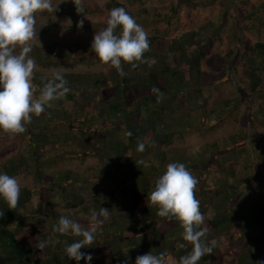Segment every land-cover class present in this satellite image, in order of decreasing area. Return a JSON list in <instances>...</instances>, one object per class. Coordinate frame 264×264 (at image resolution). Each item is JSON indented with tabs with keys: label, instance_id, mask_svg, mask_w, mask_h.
<instances>
[{
	"label": "trees",
	"instance_id": "16d2710c",
	"mask_svg": "<svg viewBox=\"0 0 264 264\" xmlns=\"http://www.w3.org/2000/svg\"><path fill=\"white\" fill-rule=\"evenodd\" d=\"M172 1L178 4L181 0ZM236 5L242 10L240 2L236 1ZM109 6L123 8V5L116 0L112 1ZM192 10L193 6H188V11L192 12ZM89 29L93 30L92 27ZM149 42L150 52H146L144 57L148 63L140 64L136 68L124 64L123 69L127 73L124 77L118 76L116 70V74H64L70 88L69 93L64 97L69 101H74L83 95L90 97L88 93L93 91L101 96L99 102L106 105L104 112L100 115L91 105L90 99L83 102V106L88 107L89 115H92L82 117L81 121L62 107L57 109L46 107L39 117L33 116L31 123L26 125L25 133L9 139L4 137L0 141L1 156L23 145L24 142L32 146L30 158L16 155L2 165L3 173L10 176L17 177L28 172L35 175L39 182L60 186L62 183L75 181L72 172L67 171L60 179L54 176L48 177L42 171L44 165L57 167L60 161L66 163L77 156L94 155L102 167L100 166L97 170L99 174H94L92 178H100L113 191H120L124 186L130 188L129 193L123 194L129 200L125 204L119 201L110 202L109 197L91 200L87 203L81 195L71 194L63 197L61 195V199H64L73 210L79 209L78 212L82 214L81 218L68 217L82 226L87 227L88 217L93 211L98 212L100 208L109 209L112 215L109 222H104L102 217L100 218L103 223L97 228L95 242L91 247L81 249L82 253L92 257L87 264H135L137 256L149 252L153 254L163 252L166 255V264H178L179 258L191 250V245L183 241L181 237L182 229L178 222L159 217L158 209L148 205L147 196L154 189L155 181L166 170L167 164L183 163L189 171L199 177L204 170H207V164L214 160L209 153H206V157L202 160L204 167H200L198 163L190 164L182 155H175V153L171 157L160 147L169 145L182 129H187L192 116L189 117L188 114L191 112L188 110L184 112V109L187 106L197 109V105L204 96V89L208 88L213 94L215 87L212 84L225 74L227 77L228 71L224 69L222 74L211 71L204 73L201 66L207 52L195 46L190 38L176 41L152 37ZM244 46L247 52L242 55L245 63L233 65L237 70L245 68L238 81L243 84L244 77H247L246 91L250 95L264 96V43L250 46L244 41ZM154 47L169 49V53L174 55L178 67L181 68H171L167 65L164 69L154 68L150 74L144 75L142 68H148L150 60L146 55L150 56ZM49 51H51L49 48L45 50L47 55L44 56V60L49 61L51 57V55L48 56ZM43 54L44 52L41 56ZM87 54L90 59H97L94 53L88 52ZM41 56L38 55L36 58ZM218 61L214 64L217 69L223 67L225 62L224 60ZM34 82L37 87H43L46 79L43 80L37 75ZM154 87L163 93V98L159 102L157 95L152 92ZM237 102L235 101V104ZM165 103H168V106ZM229 103H224L223 110L216 112L227 115L230 112L227 110L231 105ZM201 106L204 108L203 105ZM177 107L182 109V113L176 117ZM166 110L170 112L169 118L172 121V127H168L172 129L168 132L162 129L166 127L167 118L165 117L168 114ZM261 114L263 120L264 110ZM79 123L86 124L87 128L80 135L73 130V126ZM258 127V123H250V130ZM27 134H31L30 140ZM87 135L91 138L90 143L80 142ZM249 137L247 135L232 139L234 150L228 154L235 157L229 161H235L236 154L246 150L251 160L245 161V166L252 164L253 175L260 180V183L254 186L256 189H261L264 188V132L254 133L251 139L252 147H245L242 150L239 146L240 141ZM138 141L145 144L143 152L137 151ZM72 142H78L80 147L88 144L90 150H84L79 154L69 150L58 157L44 159L48 150ZM131 151L136 152L135 158L131 162L124 161L123 158ZM237 167L238 163L236 165L233 163L229 167L220 168L218 172L222 175L216 186L205 181H200L197 185L195 195L200 202V211L205 217L202 227L208 230L209 244H214L212 254L205 255L198 264H224L225 256L219 248V243L223 235L232 231L235 232V238L227 243L229 250L227 254L232 260L231 263L264 264V203H260L250 191L238 200L234 209L232 208V204L242 192L254 183V180H247L243 185L240 184L236 173ZM30 199L31 191L27 188H21L19 204L14 210L8 209L7 204L0 199V211L3 212V216H0V264H77L75 260H70L65 255V247L79 238L71 234L60 235L53 232L58 219L66 215H58L55 210L48 211L52 205L49 191H47L45 206L47 215L53 219V224L46 232L41 233V238L44 240L51 236L54 238L48 248L40 251L29 245L30 242H37L36 238L39 237V233L29 230L30 237H28L27 232L17 233L11 229V227L18 226L19 220L16 214L26 208ZM107 199L109 202L105 205L104 201ZM58 204L59 202L55 205ZM39 214L34 213L33 217ZM181 245L185 246L181 247ZM259 255H262V258H259ZM168 258L172 261L169 262ZM79 264H86V261L82 259Z\"/></svg>",
	"mask_w": 264,
	"mask_h": 264
},
{
	"label": "rangeland",
	"instance_id": "374dc122",
	"mask_svg": "<svg viewBox=\"0 0 264 264\" xmlns=\"http://www.w3.org/2000/svg\"><path fill=\"white\" fill-rule=\"evenodd\" d=\"M112 1L114 0H80L79 4L75 5V0H52L54 12L38 13L36 15L35 27L37 36L32 41V51L30 53L37 65L34 70V86H36L34 79L37 75L43 80H47L51 78L53 69L61 67L66 69L64 74H116L115 69L101 66L97 59L92 60L87 54L91 52V43L96 32L106 26L107 14L114 8L109 6ZM116 1L122 4L123 8L143 26L148 33L149 39L160 37L179 41L190 38L195 46L207 52V56L201 66L204 73H210L211 71L222 74L224 69L228 71L227 77L225 74L212 84L215 87L213 94L210 93L208 88L204 89V96L197 105V109H192L191 106H187L184 109V112L187 110L191 112V114H188L189 117L192 116L190 125L187 126L186 130L182 129L169 145H163L160 148L167 151L171 157L175 153V155H182L190 164L198 163L200 167H204L202 160L206 157L205 154L209 153L214 160L207 164V170H204L202 175L197 178L199 182L205 181L215 186L222 175L218 170L229 167L233 163L235 165L238 163V171L236 170V173L239 177L238 181L241 182L240 184L243 185L247 180H254V183L242 192L241 196L232 204V208L234 209L238 200L250 191H252L253 197L256 196L260 203H264V188L256 189L254 186L259 184L260 180L253 175L252 164L245 166V161L251 160L246 150L237 153L235 161H229L235 156L228 154L234 150V146H232L233 138L237 137L238 139L239 136L247 135L251 137L240 141L239 146L243 150L245 147H252L251 139L254 133L264 132V119L262 120L261 114V111L264 110V96L250 95L246 91L248 86L247 77H244L243 84L238 81L245 68L237 70L233 66L245 63V59L242 57L243 54L247 53L244 48V41L250 46L264 43V0H181L178 4H174L172 0ZM236 1L240 2L242 10L237 7ZM188 6H193L192 12L188 11ZM81 21H83L82 26H80ZM89 27H92L93 30L89 29ZM48 48L51 50L48 56L51 55L52 57H49V61L47 59L44 60V56L47 55L45 50ZM164 49L154 47L150 56L146 55L150 60L148 68H142L144 75L150 74L154 71V68H157V70L164 69V66L167 65L171 68H181L178 67L174 55L169 53V49ZM43 52L44 54L41 56ZM34 53L36 54L34 55ZM38 55L41 57L36 58ZM218 60H224L225 62L223 67L217 69L214 64ZM230 60L232 61L231 63L229 62ZM147 92L149 91L147 90ZM88 95L90 97L83 95L77 97L74 101H69L63 97L53 101L50 108L57 109L62 107L81 121L83 120L82 117H91L92 115H89V108L83 106V102L90 99L91 105L96 109L98 115L101 112L103 113L106 105L99 102L101 96L93 91H90ZM235 101H238L237 104H235ZM227 102L231 104L227 108L230 111L227 115L216 112L222 111L223 104ZM165 104L168 106V103ZM162 108L165 109V107ZM166 111L168 113L165 117L167 118L166 127L162 129L168 132L172 129L168 128L172 127V121L169 118L170 112ZM181 113L182 109L177 107L176 117L181 115ZM252 122L258 123L259 127L255 130H250V123ZM73 130L80 135L81 132L87 130L86 124H75ZM4 137L9 139L12 136L0 132V141ZM27 137L30 140L31 134H27ZM83 141L90 143V136L87 135L80 142ZM31 148L32 146L28 142H24L23 145L16 149L9 151L3 156L0 155V173H3L2 165L12 157L22 155L25 158H30ZM69 150L76 151L79 154L84 150L90 149L88 144L80 147L78 142L61 144L52 150H48L44 159L58 157ZM135 156L136 152L131 151L123 160L131 162ZM100 166V161L94 155L87 157L77 156L66 163L60 161L57 167L55 165L53 167L44 165L42 167L43 173L46 176L48 175V177L54 176L56 179L64 177L69 170L72 172L75 181L62 183L60 186L59 184L58 186H53L39 182L35 175L28 172L17 176L16 178L20 181L21 188H27L31 191V199L27 203L26 208L16 214L19 224L16 227H11V229L17 233L27 232L28 237H30L29 230L39 233V237L36 238L37 242H30L29 244L32 248H36L39 241H54L53 236L46 240L41 238V233L46 232L53 224V219L46 213L45 200L47 191L50 192V197H52V205L49 207V212L55 210L58 215L62 214L76 219L82 217L81 212H78L79 209L73 210L67 205L66 201L61 199V195L62 197L71 194L81 195V198L87 203L104 197H109L110 202L128 203V198L123 194L130 192L129 187L124 186L120 191H113L100 178H92L94 174H99L97 170ZM192 174L196 176L194 173ZM49 180L51 181V178ZM108 199L104 201L105 205L109 202ZM58 202L59 204L55 205ZM34 213L40 214L37 217H33ZM111 218L112 215L110 214L108 219L104 220L102 218V220L109 222ZM86 224H89V221ZM234 238L235 232L232 231L223 235L219 243V248L225 256L224 264H232V260L227 254L229 252L227 243ZM50 243L45 248H48ZM259 258H262V255H259ZM167 260L169 262L172 261L171 258Z\"/></svg>",
	"mask_w": 264,
	"mask_h": 264
},
{
	"label": "clouds",
	"instance_id": "9594fccd",
	"mask_svg": "<svg viewBox=\"0 0 264 264\" xmlns=\"http://www.w3.org/2000/svg\"><path fill=\"white\" fill-rule=\"evenodd\" d=\"M79 2L75 0L74 4ZM54 11L52 0H0V132L9 136L25 133L26 125L31 123L33 116L39 117L46 107L52 106L53 101L63 98L70 91L63 67L53 69L51 78L46 80L43 87L33 84L37 65L30 53L32 41L37 36L36 15ZM82 24L83 21L80 26ZM149 50L148 33L122 7L108 12L106 26L96 32L91 43V52L101 66L115 69L120 77L127 75L124 64L136 68L148 63L144 57ZM152 92L157 95L158 102L163 98L158 88L154 87ZM144 150L145 144L138 141L137 151ZM198 183V178L185 164L172 162L167 164L166 170L155 181L154 189L147 196L148 205L158 209L159 217L178 222L183 241L191 245V250L179 258L178 264H198L205 255L213 252L214 244L207 241L208 230L202 227L205 217L195 195ZM20 193V181L14 176L0 173V199L7 204L8 209L18 207ZM0 216H3L2 211ZM109 216L107 208L93 211L88 217L87 227L68 216L58 219L53 228L54 233L71 234L79 238L66 245L65 255L68 259L75 260L77 264L82 259L86 264L92 259L81 249L93 245L97 228L102 223L100 218L106 220ZM50 242L39 241L36 248L41 251ZM135 264H166V255L163 252H149L137 256Z\"/></svg>",
	"mask_w": 264,
	"mask_h": 264
}]
</instances>
